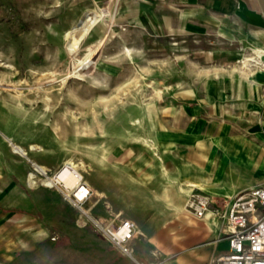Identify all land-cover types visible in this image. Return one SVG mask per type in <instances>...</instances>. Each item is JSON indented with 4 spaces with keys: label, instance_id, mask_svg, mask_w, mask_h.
Returning <instances> with one entry per match:
<instances>
[{
    "label": "rangeland",
    "instance_id": "obj_1",
    "mask_svg": "<svg viewBox=\"0 0 264 264\" xmlns=\"http://www.w3.org/2000/svg\"><path fill=\"white\" fill-rule=\"evenodd\" d=\"M117 8L115 0H0V149L25 160L31 210L62 242L102 236L48 178L72 162L90 191L84 210L124 218L116 210L130 208L131 175L163 155L179 80L189 87L197 67L251 43L242 26L170 35L160 16H115Z\"/></svg>",
    "mask_w": 264,
    "mask_h": 264
},
{
    "label": "crops",
    "instance_id": "obj_2",
    "mask_svg": "<svg viewBox=\"0 0 264 264\" xmlns=\"http://www.w3.org/2000/svg\"><path fill=\"white\" fill-rule=\"evenodd\" d=\"M115 4V16H160L170 35L220 36L242 26L251 43L227 61L197 67L189 87L179 80V105L163 127V155L145 158V167L131 175L130 208L116 210L139 228L132 258L102 237L62 242L51 235L31 210L25 160L0 149V264H216L228 253V240L193 215L188 200L199 194L212 206L224 205L264 186V0Z\"/></svg>",
    "mask_w": 264,
    "mask_h": 264
},
{
    "label": "built area",
    "instance_id": "obj_3",
    "mask_svg": "<svg viewBox=\"0 0 264 264\" xmlns=\"http://www.w3.org/2000/svg\"><path fill=\"white\" fill-rule=\"evenodd\" d=\"M80 182L86 188L82 196L71 192L61 181L53 180V184L86 216L83 225L89 223L112 247L132 258V241L140 233L137 224L129 219L91 217L83 208L90 191L81 175ZM187 206L197 218L207 219L217 226L228 240V253L216 264H264V186L239 192L228 203L216 206L211 205L207 196L195 194Z\"/></svg>",
    "mask_w": 264,
    "mask_h": 264
},
{
    "label": "bare ground",
    "instance_id": "obj_4",
    "mask_svg": "<svg viewBox=\"0 0 264 264\" xmlns=\"http://www.w3.org/2000/svg\"><path fill=\"white\" fill-rule=\"evenodd\" d=\"M115 6V5H114ZM88 18H86L87 20ZM70 37H73L75 34L70 33ZM94 55V54H93ZM65 78V77H64ZM14 150L19 152L21 155H25L26 152L20 148L19 146H14ZM35 169L44 172V168L39 166L38 164H33ZM75 168V167H74ZM30 175L29 178H31ZM53 180L61 181L65 187H67L71 192H75L78 196H82L86 192V188L80 182V175L73 169V164L70 161H66L64 166L56 173H54L53 177L48 178V182L53 183ZM29 181V180H28ZM44 182V181H43Z\"/></svg>",
    "mask_w": 264,
    "mask_h": 264
}]
</instances>
